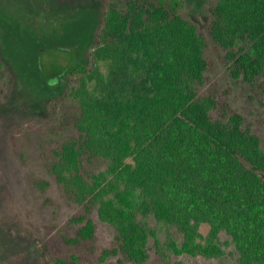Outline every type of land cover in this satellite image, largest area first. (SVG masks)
Here are the masks:
<instances>
[{"label": "trees", "instance_id": "trees-1", "mask_svg": "<svg viewBox=\"0 0 264 264\" xmlns=\"http://www.w3.org/2000/svg\"><path fill=\"white\" fill-rule=\"evenodd\" d=\"M185 6L110 0L88 63L54 74L80 75L79 114L46 167L80 208L41 245L53 264H145L153 250L219 259L222 231L237 264H264V142L229 101L203 91L213 61ZM211 36L234 77L264 79V0H215ZM95 211L116 230L102 249Z\"/></svg>", "mask_w": 264, "mask_h": 264}, {"label": "rangeland", "instance_id": "rangeland-1", "mask_svg": "<svg viewBox=\"0 0 264 264\" xmlns=\"http://www.w3.org/2000/svg\"><path fill=\"white\" fill-rule=\"evenodd\" d=\"M109 1L0 0V59L11 75L6 83L0 78V264H53L41 245L80 208L46 167L58 140L73 131L79 114L73 90L80 75L51 80L63 68L88 63ZM214 1L185 0L183 9L208 38L213 67L203 91L229 101L264 142V79L250 83L231 74L226 52L211 36ZM95 220L98 248L111 246L114 226L96 211ZM209 228L204 224L201 231ZM220 239L227 251L223 258L174 253L166 260L153 250L145 264H237L231 236L222 231ZM105 264L124 263L112 256Z\"/></svg>", "mask_w": 264, "mask_h": 264}, {"label": "water", "instance_id": "water-1", "mask_svg": "<svg viewBox=\"0 0 264 264\" xmlns=\"http://www.w3.org/2000/svg\"><path fill=\"white\" fill-rule=\"evenodd\" d=\"M58 81H59V78H53V79L51 80V83L54 84V83H56V82H58Z\"/></svg>", "mask_w": 264, "mask_h": 264}]
</instances>
